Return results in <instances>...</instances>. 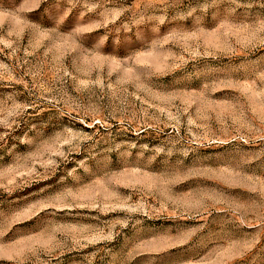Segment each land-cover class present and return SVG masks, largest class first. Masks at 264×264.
Here are the masks:
<instances>
[{"label": "rangeland", "instance_id": "374dc122", "mask_svg": "<svg viewBox=\"0 0 264 264\" xmlns=\"http://www.w3.org/2000/svg\"><path fill=\"white\" fill-rule=\"evenodd\" d=\"M0 264H264V0H0Z\"/></svg>", "mask_w": 264, "mask_h": 264}]
</instances>
